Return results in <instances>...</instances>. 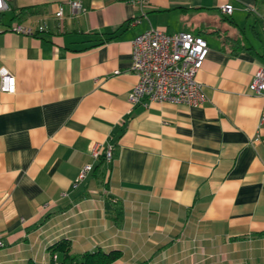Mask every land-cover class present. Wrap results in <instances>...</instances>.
Segmentation results:
<instances>
[{
  "label": "crops",
  "instance_id": "1",
  "mask_svg": "<svg viewBox=\"0 0 264 264\" xmlns=\"http://www.w3.org/2000/svg\"><path fill=\"white\" fill-rule=\"evenodd\" d=\"M69 1L0 12V66L15 78L0 90V264L111 250L108 264H264V95L248 90L264 0ZM150 27L207 41L203 104L128 102L132 40ZM64 240L67 255L52 249Z\"/></svg>",
  "mask_w": 264,
  "mask_h": 264
},
{
  "label": "built area",
  "instance_id": "2",
  "mask_svg": "<svg viewBox=\"0 0 264 264\" xmlns=\"http://www.w3.org/2000/svg\"><path fill=\"white\" fill-rule=\"evenodd\" d=\"M139 6L147 0H132ZM69 4L75 11L82 12L80 0H70ZM7 8L5 0H0V12ZM233 5L229 2L220 5L222 14H231ZM57 27L61 28L62 8L55 11ZM10 30L18 33L32 34L30 26L18 22L12 23ZM44 27L39 25L37 30ZM264 35V25L261 27ZM209 46L199 34L188 30L167 33L158 27L139 33L132 40L130 70L136 75V82L129 90L127 98L131 105L141 102L146 106L149 102H168L198 106L204 103L206 97L201 83L197 80V72L207 57ZM0 90L12 93L15 90V78L5 67L0 66ZM252 93L264 95V67H258L248 83ZM98 149H93L96 157ZM104 160H112V146L107 144L103 151ZM92 167L86 163L80 169L76 182L81 181ZM5 246L0 238V249ZM55 258V256H54Z\"/></svg>",
  "mask_w": 264,
  "mask_h": 264
},
{
  "label": "trees",
  "instance_id": "3",
  "mask_svg": "<svg viewBox=\"0 0 264 264\" xmlns=\"http://www.w3.org/2000/svg\"><path fill=\"white\" fill-rule=\"evenodd\" d=\"M68 242L67 241H60V242H56L52 245V249L55 251L60 250L63 251L65 255H67V250H68ZM120 255V251L119 250H111L109 252H101V251H97V252H92V253H87L85 254V258L86 260H84V262H90L89 264H108L111 261H113L114 259H116L118 256ZM83 262V263H84ZM28 264H35L33 262H30ZM142 264V263H139Z\"/></svg>",
  "mask_w": 264,
  "mask_h": 264
}]
</instances>
